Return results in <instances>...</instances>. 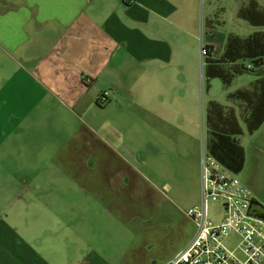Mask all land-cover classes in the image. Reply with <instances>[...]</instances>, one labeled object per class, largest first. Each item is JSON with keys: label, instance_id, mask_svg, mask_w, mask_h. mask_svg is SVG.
Segmentation results:
<instances>
[{"label": "rangeland", "instance_id": "1", "mask_svg": "<svg viewBox=\"0 0 264 264\" xmlns=\"http://www.w3.org/2000/svg\"><path fill=\"white\" fill-rule=\"evenodd\" d=\"M249 1L182 0L180 12L172 14L171 25L162 29L165 39L182 52L181 62L175 58L165 65L144 64L128 56L123 62L112 61L110 66L117 69L106 68L74 107L82 117L80 132L86 139L71 138L54 160H43L37 175L39 189L0 198L2 220L29 244L39 237L36 250L49 264H82L83 260L86 264H163L184 247L191 236L186 212L198 206H193L199 183L194 160L201 103L194 95L193 80L199 81L202 72L205 76L200 44L209 40L210 32L219 45L228 33L248 35L251 24L239 18L237 10ZM255 1L264 10V0ZM119 6L120 2L107 0L106 11ZM11 57L19 61V50ZM13 72L12 61L0 54V97L9 92L5 80ZM245 76L236 82H243ZM221 87L220 80L212 81V92L223 91ZM102 89L109 90L111 99L104 105L95 100ZM182 115L188 123L181 131ZM134 124L152 129L134 133L130 129ZM132 136L136 142L131 144ZM255 138L264 150V125L252 137L243 138L246 173L255 164L250 156ZM137 144L149 152L141 160ZM85 155L95 157L91 166ZM262 159L254 182L246 184L264 205ZM118 170L128 173L123 186ZM91 203L100 210L89 212ZM159 207L162 211L156 214ZM208 208L210 218L223 219L219 201H210Z\"/></svg>", "mask_w": 264, "mask_h": 264}, {"label": "crops", "instance_id": "2", "mask_svg": "<svg viewBox=\"0 0 264 264\" xmlns=\"http://www.w3.org/2000/svg\"><path fill=\"white\" fill-rule=\"evenodd\" d=\"M116 1L122 6L107 12V0H0V54L12 61L15 69L5 80L9 90L5 97L14 104L0 110V198L30 192L32 185L26 168H34L43 160H54L71 138L86 139L80 132L82 117L74 107L106 68L117 69L110 66L112 61L123 62L128 56L144 64L165 65L175 58L181 62L182 52L165 39L162 29L169 27L172 14L180 12L182 0ZM213 38L210 32L205 45L212 46L211 56L217 58L224 40L219 45ZM18 50L19 61L11 57ZM209 65L206 73L203 62L202 71L207 75L203 77L202 72L199 81L193 80L194 95L201 103L198 156L194 160L197 176L202 140L209 154L239 178L246 174L245 184L253 183L264 150L261 144L258 147L257 138L251 141L255 146L251 147L250 156L255 164L246 173L243 138L252 137L264 125V73L257 68L239 74V67L229 62ZM181 75L186 87L183 68ZM224 76L228 77L227 83ZM241 76L246 80L236 82ZM215 79L221 81L223 91L218 88L217 92L216 88L212 92ZM78 83L82 87L75 90L73 84ZM71 85L68 90H61L60 86ZM187 123L182 115L181 131ZM130 129L142 134L152 128L134 124ZM134 142L136 138L132 136L131 144ZM137 145L139 159L149 154L141 144ZM84 160L96 159L85 155ZM117 173L123 186L128 173L123 170ZM197 185L193 206L199 203L200 185ZM94 209L100 210L89 207L88 211ZM161 211L159 207L156 214ZM190 229L191 236L185 245L193 234L192 223ZM40 245L39 237L33 244L18 237L0 217V264H49L36 250Z\"/></svg>", "mask_w": 264, "mask_h": 264}, {"label": "built area", "instance_id": "3", "mask_svg": "<svg viewBox=\"0 0 264 264\" xmlns=\"http://www.w3.org/2000/svg\"><path fill=\"white\" fill-rule=\"evenodd\" d=\"M199 49L203 66L209 50L205 44ZM108 96L109 90L105 89L99 99ZM199 165V203L186 212L192 223V237L163 264H264V220L247 213L250 190L204 149L203 141ZM210 201L220 202L224 213L220 221L209 217Z\"/></svg>", "mask_w": 264, "mask_h": 264}, {"label": "trees", "instance_id": "4", "mask_svg": "<svg viewBox=\"0 0 264 264\" xmlns=\"http://www.w3.org/2000/svg\"><path fill=\"white\" fill-rule=\"evenodd\" d=\"M237 16L251 24V32L246 36L228 33L217 58L211 56L212 46H207L209 51L204 58L206 73L211 68L209 63L219 65L227 62L236 64L239 74L257 68H262L264 73V10L255 0H250L247 5L238 8ZM223 81L227 83L228 77L224 76Z\"/></svg>", "mask_w": 264, "mask_h": 264}, {"label": "flooded vegetation", "instance_id": "5", "mask_svg": "<svg viewBox=\"0 0 264 264\" xmlns=\"http://www.w3.org/2000/svg\"><path fill=\"white\" fill-rule=\"evenodd\" d=\"M75 90H79L82 86L80 83L78 84H73ZM61 87V90L64 92L66 90H68V88H71V86H60ZM101 94V93H100ZM100 96V95H99ZM99 96L98 98L96 99L97 102H99L101 105H104V104H107L109 102H111V99H110V96H108L107 98L105 99H99ZM9 100L4 96V97H0V110L5 106H11L13 105L14 103H9L8 102ZM8 160H12V159H8ZM93 164V160H87V166H91ZM42 166H43V163L41 162L40 164H38L36 167L34 168H26V173H27V176L28 178L31 179V181L35 180V183L33 184L32 182L30 183L31 186V190L32 189H39L40 187V184H39V181H37V175L40 173L41 169H42ZM21 196V195H20ZM18 196V197H20ZM91 208H96L95 206H92L91 205ZM93 212H97V209H94ZM70 247V246H69Z\"/></svg>", "mask_w": 264, "mask_h": 264}, {"label": "water", "instance_id": "6", "mask_svg": "<svg viewBox=\"0 0 264 264\" xmlns=\"http://www.w3.org/2000/svg\"><path fill=\"white\" fill-rule=\"evenodd\" d=\"M247 213L251 217L264 220V205L256 197L251 196Z\"/></svg>", "mask_w": 264, "mask_h": 264}, {"label": "bare ground", "instance_id": "7", "mask_svg": "<svg viewBox=\"0 0 264 264\" xmlns=\"http://www.w3.org/2000/svg\"><path fill=\"white\" fill-rule=\"evenodd\" d=\"M110 93V92H109Z\"/></svg>", "mask_w": 264, "mask_h": 264}]
</instances>
